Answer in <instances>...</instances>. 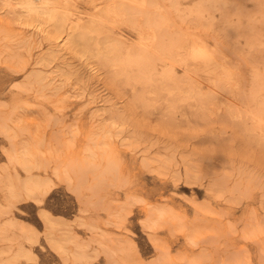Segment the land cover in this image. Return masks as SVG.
<instances>
[{"label": "rangeland", "instance_id": "1", "mask_svg": "<svg viewBox=\"0 0 264 264\" xmlns=\"http://www.w3.org/2000/svg\"><path fill=\"white\" fill-rule=\"evenodd\" d=\"M23 1L0 0V264H264V0Z\"/></svg>", "mask_w": 264, "mask_h": 264}, {"label": "bare ground", "instance_id": "2", "mask_svg": "<svg viewBox=\"0 0 264 264\" xmlns=\"http://www.w3.org/2000/svg\"><path fill=\"white\" fill-rule=\"evenodd\" d=\"M45 1V0H44ZM14 2V1H13ZM21 2V1H20ZM40 2V1H39ZM43 2V1H42ZM46 2V1H45ZM44 2V3H45ZM43 3V4H44ZM17 4H19V3H17ZM42 3H38V2H36V0H25V1H23L21 4H20V6H21V8H22V11H24L26 14H28L29 16H32V20H34V18H36L37 17V15L38 14H40V13H42V12H44V11H46V7L43 5ZM14 6V5H13ZM47 6V5H46ZM14 7H16V4H15V6ZM20 8V7H19ZM19 12H20V10H18ZM54 11V10H53ZM52 11V12H53ZM51 12V13H52ZM55 12H57V11H55ZM44 14V13H43ZM58 14L59 15H61V13H59L58 12ZM27 15V16H28ZM50 15V14H49ZM57 14H55V16H56ZM64 14H62V16H63ZM22 16H23V14H22ZM25 16V15H24ZM42 15H40L39 17H41ZM46 16H47V14H46ZM34 17V18H33ZM53 17V15L51 16V18ZM65 17H66V15H65ZM25 18V17H24ZM49 18V17H48ZM56 18V17H55ZM55 18H54V20H55ZM64 20H65V18L64 17H62ZM30 19H31V17H30ZM53 19V18H52ZM58 19V16H57V18H56V21H58L57 20ZM59 21H61V18H60V16H59ZM62 19V20H63ZM29 20V19H28ZM51 20V19H50ZM63 20V21H64ZM38 21V20H37ZM36 21V22H37ZM53 21V20H52ZM55 21V23H57V25H58V23L59 22H56ZM63 21H61L60 23H63L62 25H65V21L63 22ZM26 22V21H25ZM29 22V21H28ZM54 23V24H55ZM59 23V24H60ZM30 24H31V20H30ZM74 25V24H73ZM79 26V25H78ZM77 26V27H78ZM83 26V25H82ZM58 27H60L61 29H63L62 27L63 26H61V24L58 26ZM71 27H72V24H71ZM65 28V27H64ZM62 33V32H61ZM68 33V32H67ZM88 37V36H87ZM170 41V40H169ZM163 43V42H162ZM194 50H196L195 48H194ZM192 52V51H191ZM195 52V51H194ZM190 59V58H189Z\"/></svg>", "mask_w": 264, "mask_h": 264}]
</instances>
